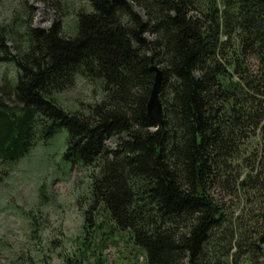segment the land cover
I'll return each mask as SVG.
<instances>
[{
    "label": "trees",
    "instance_id": "trees-1",
    "mask_svg": "<svg viewBox=\"0 0 264 264\" xmlns=\"http://www.w3.org/2000/svg\"><path fill=\"white\" fill-rule=\"evenodd\" d=\"M50 3L48 28L0 22V63L16 69L0 85V165L65 129L63 163L91 169L84 228L103 215L126 232L125 264H264V0H85L71 29L64 0ZM78 75L102 92L86 111L57 98ZM88 254L100 260L90 237L64 262Z\"/></svg>",
    "mask_w": 264,
    "mask_h": 264
},
{
    "label": "rangeland",
    "instance_id": "rangeland-1",
    "mask_svg": "<svg viewBox=\"0 0 264 264\" xmlns=\"http://www.w3.org/2000/svg\"><path fill=\"white\" fill-rule=\"evenodd\" d=\"M64 4V26L71 29L73 15L86 6L85 0H64ZM58 16L50 0H0L1 23L18 18L20 22L31 21L34 27L48 28ZM15 76L12 64L0 63V85L10 83ZM101 96L97 83L78 75L74 85L57 98L68 109L86 111ZM66 137L62 129L49 139H37L19 161L8 167L0 165V264H65L66 258L74 262L78 245L89 237L100 260L88 254V264H125L134 260L136 248L127 241V233L109 232L111 225L103 215L96 218L100 222L97 234L86 232L84 225L89 224V216L91 229L94 225V216L89 214L91 169L64 164ZM116 141L110 138L106 145L114 148ZM230 203L235 216H247L254 208L243 196Z\"/></svg>",
    "mask_w": 264,
    "mask_h": 264
},
{
    "label": "water",
    "instance_id": "water-1",
    "mask_svg": "<svg viewBox=\"0 0 264 264\" xmlns=\"http://www.w3.org/2000/svg\"><path fill=\"white\" fill-rule=\"evenodd\" d=\"M152 69L155 71V81L147 102L146 109L148 116L158 126H161L163 123V108L158 96L161 81V71L157 66H153Z\"/></svg>",
    "mask_w": 264,
    "mask_h": 264
}]
</instances>
